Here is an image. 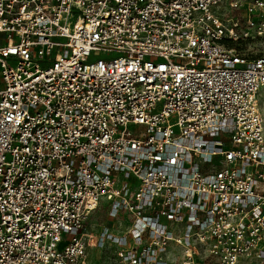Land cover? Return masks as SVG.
<instances>
[{"label": "built area", "instance_id": "2783aa9c", "mask_svg": "<svg viewBox=\"0 0 264 264\" xmlns=\"http://www.w3.org/2000/svg\"><path fill=\"white\" fill-rule=\"evenodd\" d=\"M258 44L264 0H0V264H264Z\"/></svg>", "mask_w": 264, "mask_h": 264}, {"label": "rangeland", "instance_id": "374dc122", "mask_svg": "<svg viewBox=\"0 0 264 264\" xmlns=\"http://www.w3.org/2000/svg\"><path fill=\"white\" fill-rule=\"evenodd\" d=\"M74 20V19H73ZM253 49H260V53L264 54V45L263 44H258L257 47H253ZM94 56L92 57V59ZM259 103H260V108L264 117V87L260 90L259 92ZM131 129L133 128L132 126L130 127ZM109 207V202L103 199L101 201V205L90 214L86 226L89 229L90 232L96 234L100 231L102 226L105 224L106 226H110L111 229L114 231V228L121 223L123 227L126 226L128 220L125 218H122V213L116 220L111 219L108 217V208ZM92 254L93 258L89 264H109L110 257L112 256V249H103L102 251L96 250V248H92ZM97 252V257L95 253ZM240 264H259L256 260L254 259H247L243 260L240 262Z\"/></svg>", "mask_w": 264, "mask_h": 264}, {"label": "crops", "instance_id": "0c3cea01", "mask_svg": "<svg viewBox=\"0 0 264 264\" xmlns=\"http://www.w3.org/2000/svg\"><path fill=\"white\" fill-rule=\"evenodd\" d=\"M96 254H97V252H96ZM96 254H95V255H96ZM96 257H97V255H96Z\"/></svg>", "mask_w": 264, "mask_h": 264}, {"label": "bare ground", "instance_id": "6f19581e", "mask_svg": "<svg viewBox=\"0 0 264 264\" xmlns=\"http://www.w3.org/2000/svg\"><path fill=\"white\" fill-rule=\"evenodd\" d=\"M263 87H264V86H263ZM263 87H262V88H263ZM262 88H261V89H262Z\"/></svg>", "mask_w": 264, "mask_h": 264}]
</instances>
